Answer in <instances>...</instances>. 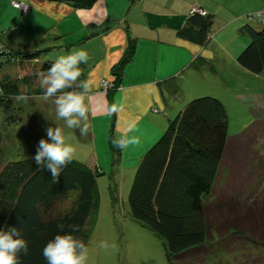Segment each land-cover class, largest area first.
Listing matches in <instances>:
<instances>
[{
  "label": "trees",
  "instance_id": "trees-1",
  "mask_svg": "<svg viewBox=\"0 0 264 264\" xmlns=\"http://www.w3.org/2000/svg\"><path fill=\"white\" fill-rule=\"evenodd\" d=\"M94 1L70 0L69 3L74 7H88ZM136 2L130 0L128 9ZM256 13L248 14V19L264 23L260 18L264 9ZM212 22L213 14L201 5H193L176 34L208 47ZM124 28L127 45L110 69L116 85L111 91L101 88L106 91L110 108L113 92L120 88L126 66L137 47L138 39L130 34L127 22ZM238 31L249 40L236 55V63L250 72L260 73L264 69V25L259 28L246 22ZM51 45L25 46L17 51L0 47V55H6L15 70L20 68L24 72L18 76L3 73L0 77L1 146L5 140H10V145L15 142L6 127L17 129L18 124L24 122L26 105L18 99L22 96L21 84L35 81L59 57L53 58L48 53L54 48ZM202 63L205 64L196 57L184 70L159 84L165 83L166 89L176 95L181 77L189 70H198ZM80 70L79 80H84L83 63ZM196 88L197 91L190 88L194 96L167 120L165 129L137 162L127 196L129 213L162 239L168 264H247L244 254L250 255L251 264L262 263L264 255L258 251L264 250V202L256 199L252 190L253 177L249 174L252 172L241 178L236 163L229 158L238 140L227 134L228 113L224 99L211 91L197 95ZM154 107L152 110L159 112ZM111 115L113 123L108 142L117 153L120 150L112 144L117 134L115 113ZM258 118L264 120V117ZM33 157L8 155L4 161L0 150V229L17 226L22 230L29 252L20 254V264H47L43 248L61 231L58 225H64V232L72 231L73 225L78 226L73 235L85 246L88 243V224L93 221L100 203L97 188L100 169L73 158L53 183L50 170L39 167Z\"/></svg>",
  "mask_w": 264,
  "mask_h": 264
},
{
  "label": "rangeland",
  "instance_id": "rangeland-1",
  "mask_svg": "<svg viewBox=\"0 0 264 264\" xmlns=\"http://www.w3.org/2000/svg\"><path fill=\"white\" fill-rule=\"evenodd\" d=\"M152 1L150 0L146 4L147 8L154 7V0ZM155 1L162 4V0ZM189 1H197L198 5L213 14L211 41L208 43L212 58L208 63L209 67L206 68V65L202 63L201 68L198 69V74L193 75L192 73L190 76H184L183 93H180L179 98L175 101L180 106L170 118H173L192 97L194 93H187L190 88H195L197 91V86V95L206 91L221 92L224 95L223 99L228 113L227 134L238 140L233 144L232 154L229 158L236 163V171L241 178H245L248 172H252L249 173L253 177L250 180L252 184L254 183L252 190H254L256 199L264 202V120L258 118L263 119L264 117V69L260 73H253L240 66L235 60L236 55L249 40L246 34L238 31L241 24L248 22L259 28L264 25V23L248 19V14L259 13L260 10L264 9V0ZM28 2L30 0H0L1 48L17 51L25 48V46L33 48L51 44L49 41H51L52 36L44 28L46 16L36 8L32 9L33 6ZM65 2L74 7L69 3L70 1ZM178 2L186 6L185 0H178ZM13 5L20 9L13 7ZM137 22L140 21L137 20ZM74 37L75 35L71 36V38ZM53 43L55 45L51 46L54 48L48 51L52 57L67 55L74 47H66L62 39ZM96 44L94 41L88 46L87 53ZM8 61L9 58L6 55H0V77L3 73L16 76L24 74L23 71L19 70L20 68L15 70V65ZM202 71H205L207 75L202 74ZM104 81H111V87L106 91L114 89L116 82L113 76L112 79H105ZM102 83L101 88L103 87ZM102 91L106 93L105 90ZM183 94H185V98ZM20 95L27 97L26 100L18 98L26 105V114L23 124H18L17 129L6 127V132L15 142L10 145L11 141L5 140L2 146L0 144L4 161L8 155L13 156V158L35 156L39 141L42 138H48L46 129L50 126L61 128L67 142L75 148L74 159L86 164L87 161L91 163L89 157L94 149L99 157L97 163L100 173L97 175V188L100 203L93 221L88 224L90 237L86 244L88 249L86 264H168L162 239L134 220L129 213L127 196L134 171L138 165L134 167L136 161L134 154L137 151L132 150L133 146H130L129 150L126 151L114 146L117 151L120 150L117 153L111 150L108 134L112 128V115L105 123L99 119L98 121L95 120L94 127L93 120L89 116L88 134L81 135L79 129H70L66 127L64 120L57 118L53 103L55 97L48 100L44 99V89L40 87L39 76L36 77L35 81L21 84ZM104 96L106 99V94ZM95 101L98 104L97 98ZM107 101L105 100V108L109 105ZM152 114L157 115L153 112ZM158 114L163 117L161 113ZM97 117L102 119L99 111ZM153 118L154 116L149 115L146 121L141 122L140 127L143 128V132L138 129L135 134L146 136L148 124ZM117 122L119 120L115 117L114 124ZM95 133L97 134L96 148L91 143ZM116 133H118L116 137L120 135L119 132ZM254 137L255 139H253ZM148 145L146 144L145 149ZM3 151L6 153L4 154ZM116 160L117 163L114 164ZM248 166H252V168ZM94 168L97 167L94 166ZM102 245H106V247ZM258 253L264 255V250L258 251ZM245 257H249V259ZM243 258L244 262L251 264L250 255L244 254ZM258 264H264V259L262 263Z\"/></svg>",
  "mask_w": 264,
  "mask_h": 264
},
{
  "label": "crops",
  "instance_id": "crops-1",
  "mask_svg": "<svg viewBox=\"0 0 264 264\" xmlns=\"http://www.w3.org/2000/svg\"><path fill=\"white\" fill-rule=\"evenodd\" d=\"M149 1L137 0L129 9L130 0H95L88 7L78 8L71 7L61 0H30L28 2L33 6L32 9L36 8L46 16L44 28L52 36L49 41L52 45L56 40L62 39L66 47L74 46L73 49L87 51L88 46L94 41L97 43L88 53L89 60L85 64L84 72V80H89L92 84L86 104L89 108V116L93 120V127L95 120L99 119L105 123L111 116L109 105L105 108L107 97L105 99L106 93L102 91L101 83L105 79H112L110 69L117 63L127 45L128 36L124 26L126 22L128 28L130 26V34L136 36L138 40L134 56L126 66L120 82L121 86L113 92L112 105L115 104L121 109L115 113V117L119 120L114 124L115 132L121 134V131L129 124H134L136 131L139 129L143 132L140 123L146 121L149 115L154 116L152 121L150 119L146 136L137 135L140 138V144L131 145L132 150L137 151L134 154L136 160L134 167L148 146L162 133L170 116L179 108L180 105L178 106L175 101L180 93H183L184 76H190L192 73L196 75L198 70H189L181 77V87L176 95H172L166 89L165 83L160 85L159 82L184 70L196 57L205 62L206 68L208 61L212 58L208 47L191 43L176 34L177 29L183 25L190 7L198 5L197 1L185 0V6L178 0H162V4L154 0V7L147 8L146 4ZM74 35L75 37L71 38ZM202 74L207 75L205 71H202ZM193 91L188 90L187 93ZM217 94L224 98L221 92ZM183 96L185 98V94ZM96 98L99 105L96 104ZM154 106L159 112L152 110ZM98 111L102 119L97 117ZM152 112L157 115L155 116ZM158 113H161L163 117ZM132 134L135 133H129V135ZM96 138L95 133L91 141L94 148L97 147ZM146 144L149 145L145 149ZM129 148L130 146L122 150L126 151ZM98 158L94 149L89 157L91 163L87 161V164L92 168L96 166L98 169Z\"/></svg>",
  "mask_w": 264,
  "mask_h": 264
},
{
  "label": "clouds",
  "instance_id": "clouds-1",
  "mask_svg": "<svg viewBox=\"0 0 264 264\" xmlns=\"http://www.w3.org/2000/svg\"><path fill=\"white\" fill-rule=\"evenodd\" d=\"M89 56L83 49H73L67 55H60L54 60L46 73L39 74L40 87L44 89V99L55 97L53 103L57 118L66 123L70 129H79L81 135L89 131V108L86 98L91 91L89 80H79L81 76L80 65L87 64ZM26 100L27 97H21ZM121 109L113 104L111 113H118ZM134 124L127 125L119 136L113 139L115 147L126 149L131 145H139L140 138L129 133H135ZM47 139L42 138L38 150L32 158L39 167L50 170L53 183L58 181L63 168L71 163L75 148L67 142L61 128L48 127ZM72 231L64 232V225L43 248V256L47 264H86L88 249L82 240L73 235L78 226L73 225ZM106 247V245H102ZM29 252L28 241L23 237L22 230L17 226L0 229V264H20V254Z\"/></svg>",
  "mask_w": 264,
  "mask_h": 264
},
{
  "label": "built area",
  "instance_id": "built-area-1",
  "mask_svg": "<svg viewBox=\"0 0 264 264\" xmlns=\"http://www.w3.org/2000/svg\"><path fill=\"white\" fill-rule=\"evenodd\" d=\"M17 5H19V4H17ZM13 6H14V5H13ZM15 7L19 8L18 6H15ZM196 9L198 10V8H196ZM202 14H203V13H202ZM260 18H261L262 21H264V14H262V15L260 16ZM102 86H103L105 89L110 88V87H111V82H106V81H104V82L102 83Z\"/></svg>",
  "mask_w": 264,
  "mask_h": 264
},
{
  "label": "water",
  "instance_id": "water-1",
  "mask_svg": "<svg viewBox=\"0 0 264 264\" xmlns=\"http://www.w3.org/2000/svg\"><path fill=\"white\" fill-rule=\"evenodd\" d=\"M68 1H70V0H68Z\"/></svg>",
  "mask_w": 264,
  "mask_h": 264
},
{
  "label": "bare ground",
  "instance_id": "bare-ground-1",
  "mask_svg": "<svg viewBox=\"0 0 264 264\" xmlns=\"http://www.w3.org/2000/svg\"><path fill=\"white\" fill-rule=\"evenodd\" d=\"M28 11V10H27Z\"/></svg>",
  "mask_w": 264,
  "mask_h": 264
}]
</instances>
